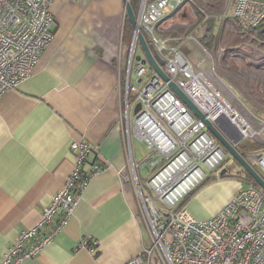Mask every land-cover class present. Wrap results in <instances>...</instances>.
<instances>
[{
	"label": "built area",
	"instance_id": "2783aa9c",
	"mask_svg": "<svg viewBox=\"0 0 264 264\" xmlns=\"http://www.w3.org/2000/svg\"><path fill=\"white\" fill-rule=\"evenodd\" d=\"M51 3V0H0V96L31 74L42 50L51 41L55 20ZM194 3L195 0H139L138 28L163 59L161 66L170 79L238 146L244 138L261 133L264 121L260 130H254L241 110L210 79L206 69L194 62L180 45L171 42H199L196 32L211 13L202 9L200 23L186 35L167 32L164 24L167 15L177 12L187 18L188 14L183 11L186 6H192L190 15L196 17ZM232 13L241 28L248 30L264 21V0H235ZM138 43L137 29H134L125 65L119 54L125 84L122 120L129 168L136 179L132 174L130 177L140 218L147 226L151 241L125 264H152L154 260L161 264H264V189L261 186L246 183L218 212L205 219L195 217L186 204L180 206L209 172L219 174L226 167L227 152L168 81L154 69L150 70L149 63L136 58ZM138 103L140 107L135 112ZM133 135L151 148L139 161L133 152ZM70 147L75 161L64 185L43 208L39 221L17 234L0 264H19L40 253L55 233L66 226L91 178L109 167L106 163L94 162L84 170L89 156L98 150L87 139L72 140ZM252 154L264 171V155ZM137 170L141 177H147L149 191L140 184ZM56 214H59L58 222L51 230L42 232L41 228L51 224ZM83 244L90 251H97L98 240L84 239Z\"/></svg>",
	"mask_w": 264,
	"mask_h": 264
},
{
	"label": "crops",
	"instance_id": "0c3cea01",
	"mask_svg": "<svg viewBox=\"0 0 264 264\" xmlns=\"http://www.w3.org/2000/svg\"><path fill=\"white\" fill-rule=\"evenodd\" d=\"M51 2V41L31 74L0 96V261L64 185L75 161L72 140L85 138L98 150L84 170L94 162L109 167L91 178L66 226L40 253L19 264H125L151 237L140 218L124 142L119 59L129 38L124 37V2ZM255 152L264 155L262 146ZM230 165L231 160L220 173ZM208 175L186 202L199 219L214 215L245 185L239 177ZM58 220L56 214L41 231L51 230ZM84 239L98 240L97 251H90Z\"/></svg>",
	"mask_w": 264,
	"mask_h": 264
},
{
	"label": "rangeland",
	"instance_id": "374dc122",
	"mask_svg": "<svg viewBox=\"0 0 264 264\" xmlns=\"http://www.w3.org/2000/svg\"><path fill=\"white\" fill-rule=\"evenodd\" d=\"M234 2L235 0H226L224 6L214 13L213 20L205 22L198 29L196 38L203 46L197 41L187 40L179 44L194 62L206 69L210 79L241 110L240 112L247 118L253 129L260 130L263 126L262 121H264V35L253 31L236 30L235 22L237 21L232 13ZM191 10L192 6L184 7L183 11L188 14L187 18H183L180 12L167 15L164 21L168 28L167 32L176 35H186L192 32L200 23V16L198 14L196 17L191 16L189 12ZM128 23L124 7V29L127 28ZM209 23L210 27H213V33L217 35H209L212 37L204 39L205 27ZM132 36L120 51L123 65L129 56ZM136 49V55L144 54L140 45ZM260 132L244 138L240 144V149L245 147L249 151L246 152V156L253 163L257 162L253 160L256 158L252 153H258L255 150L260 145L264 151V129ZM132 146L138 161L144 159L151 150L145 141L135 135L132 136ZM230 157L231 155L227 153L225 162L231 160L233 163L234 160ZM144 170L145 168H142L143 173ZM130 174H132L131 169ZM137 176L142 187L149 191L147 177H141L138 170ZM132 178L136 179L134 173Z\"/></svg>",
	"mask_w": 264,
	"mask_h": 264
},
{
	"label": "water",
	"instance_id": "95a60500",
	"mask_svg": "<svg viewBox=\"0 0 264 264\" xmlns=\"http://www.w3.org/2000/svg\"><path fill=\"white\" fill-rule=\"evenodd\" d=\"M124 6L126 9L127 17L132 24L134 29H137L138 40L144 55L141 54L136 55L137 59H142L144 63H149L152 68L159 73L164 80L168 81L169 86L173 91H175L183 101L190 107V109L197 115L200 119H202L210 132L219 140V142L224 146L226 152L234 157L240 164L248 170V172L254 177V179L258 182V184L264 189V171L257 163L250 162L243 153L239 150L237 146H234L218 129L217 127L199 110V108L195 105V103L183 92V90L170 79L169 75L162 68L163 59L149 46L143 32L139 30L137 23V16L135 11L130 3V0H123ZM140 107L138 103L134 109L136 112ZM262 154L258 153V156ZM225 170V169H224ZM223 170V171H224ZM222 171V172H223ZM222 174V173H221Z\"/></svg>",
	"mask_w": 264,
	"mask_h": 264
},
{
	"label": "trees",
	"instance_id": "16d2710c",
	"mask_svg": "<svg viewBox=\"0 0 264 264\" xmlns=\"http://www.w3.org/2000/svg\"><path fill=\"white\" fill-rule=\"evenodd\" d=\"M205 1V3H204ZM224 2L225 0H195V3H194V8L196 9L197 11V14L200 16V20L202 19L203 17V13H202V9H204L206 12L208 13H211V16L205 21V22H210L211 20H213V17L215 16L214 13L218 12L217 10L222 8L224 6ZM130 3L134 9L135 12H137V9H138V5H139V0H130ZM215 9V10H213ZM128 25H127V28L124 29V37L126 36L128 38V40L131 39L130 36L133 35V31H134V28L132 26V24L130 23L129 19H128ZM204 22V23H205ZM237 27H236V30H239L241 29L242 31L244 32H248V31H253L254 33H258L259 35H264V21H262L259 25L255 26V27H252L248 30H244L243 28H241V26L235 22ZM208 24V23H207ZM194 31V30H192ZM213 27H210V23L209 25H207L205 27V34H204V39L207 38V37H212V36H209V35H213ZM214 35H217L214 34ZM213 35V36H214ZM144 36L147 40V42L151 45L150 43V40L148 38V36L144 33ZM216 38V37H215ZM179 43V42H177ZM138 45H140V43H138ZM142 48V47H141ZM144 55V54H143ZM150 70H153V68L151 67L150 65ZM132 98L134 97L133 95L131 96ZM240 144L241 142L238 144V148L240 149ZM258 146V145H257ZM261 147V145L259 146ZM242 149V150H241ZM240 151L243 153V155L248 159V157L246 156V151H245V147H241ZM232 157V156H231ZM230 157V158H231ZM233 158V163L231 162V165L229 168L225 169L222 174L219 173L217 174V177H226V176H229V177H239L242 181H244L245 183H253L257 186H260L258 184V182L254 179V177L248 172V170H246L241 164L240 162H238L234 157ZM249 160V159H248ZM250 161V160H249ZM251 162V161H250ZM253 163V162H252ZM216 177V176H215ZM209 175L206 176V178L198 185L196 186L193 190H191L185 197L184 199L180 202V206H182L183 204H186L187 200L193 196L197 190L203 185L205 184L208 180H209ZM214 178V177H213Z\"/></svg>",
	"mask_w": 264,
	"mask_h": 264
}]
</instances>
